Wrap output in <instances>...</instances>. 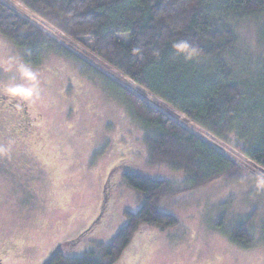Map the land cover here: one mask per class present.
Masks as SVG:
<instances>
[{"label": "rangeland", "instance_id": "374dc122", "mask_svg": "<svg viewBox=\"0 0 264 264\" xmlns=\"http://www.w3.org/2000/svg\"><path fill=\"white\" fill-rule=\"evenodd\" d=\"M5 1L70 52L51 45L44 64L31 65L26 50L0 34V88L28 103L30 112L28 122L0 103V264H43L59 244L92 225L107 202L105 194L112 199L111 185L116 188V208L110 218L116 217L107 231H100V240L112 239L126 222L124 211H135L142 204L141 194L122 178L128 172L166 180L178 189L187 179L165 160L152 158L145 140L151 131L134 114L123 90L87 63L143 94L241 166L233 176L162 197L160 210L175 216L178 225L165 231L142 229L118 264H264V187L257 184L264 170L235 148L237 136L229 133V143L213 137L103 64L88 39L77 43L65 38L15 0ZM230 24L237 44L222 59L231 64L239 81L253 86V78L264 67V11L231 18ZM120 39L129 41L123 35ZM255 92L259 104L247 120L251 134L258 137L264 131V95L261 90L251 93ZM255 102L251 100L252 107ZM245 222L250 225L251 245L231 238L234 227Z\"/></svg>", "mask_w": 264, "mask_h": 264}, {"label": "trees", "instance_id": "16d2710c", "mask_svg": "<svg viewBox=\"0 0 264 264\" xmlns=\"http://www.w3.org/2000/svg\"><path fill=\"white\" fill-rule=\"evenodd\" d=\"M15 1L53 25L65 38L77 43L88 39L93 54L103 64L133 80L142 91L162 100L213 137L229 143V133H234L238 141L235 148L264 170V131L253 136L247 120L259 104L258 92H251L261 90L264 95V67L258 77L254 76L256 83L247 87L234 76L231 64L222 59L237 44L230 19L240 20L264 11V0ZM0 34L25 49L26 62L31 65L44 64L51 45L70 52L44 27L16 12L5 0H0ZM121 35L129 37L128 43L120 39ZM181 40L190 42L199 54L192 59L178 54L173 44ZM87 65L123 90L134 114L151 131L145 140L152 158L165 160L184 172L187 179L178 189L166 180L135 172L124 174L126 185L141 194L142 204L135 211H124L126 222L112 239L100 240V231H107L116 217L110 218L116 208V188L110 184L113 201L106 193L107 202L92 225L76 238L59 244L43 264H118L142 229L165 231L178 225L175 216L160 210L162 197L197 189L241 170L234 158L192 127L153 105L143 94L118 84L98 67ZM251 100L256 101L253 107ZM235 126L237 131H233ZM231 238L251 245L249 222L236 225Z\"/></svg>", "mask_w": 264, "mask_h": 264}, {"label": "flooded vegetation", "instance_id": "af4514ba", "mask_svg": "<svg viewBox=\"0 0 264 264\" xmlns=\"http://www.w3.org/2000/svg\"><path fill=\"white\" fill-rule=\"evenodd\" d=\"M0 103L5 104L9 109H13L22 115L26 121L30 122V112L28 103L22 102L17 97H14L12 94L2 90L0 88Z\"/></svg>", "mask_w": 264, "mask_h": 264}, {"label": "clouds", "instance_id": "9594fccd", "mask_svg": "<svg viewBox=\"0 0 264 264\" xmlns=\"http://www.w3.org/2000/svg\"><path fill=\"white\" fill-rule=\"evenodd\" d=\"M173 47L176 49L178 54L184 55L186 59H192L199 54V50L186 40L175 42ZM257 184L264 187V177H258Z\"/></svg>", "mask_w": 264, "mask_h": 264}]
</instances>
